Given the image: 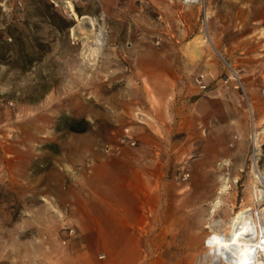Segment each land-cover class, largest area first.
I'll use <instances>...</instances> for the list:
<instances>
[{"label": "rangeland", "instance_id": "374dc122", "mask_svg": "<svg viewBox=\"0 0 264 264\" xmlns=\"http://www.w3.org/2000/svg\"><path fill=\"white\" fill-rule=\"evenodd\" d=\"M83 15L104 45L73 31ZM228 66L245 96L224 82ZM161 73L164 99L145 79ZM146 110L169 157L190 112L194 139L208 140L201 159L176 162L190 174L176 194L188 222L161 246L170 264H210L215 232L264 207V0H0L2 264H41L78 241L72 211L87 206L89 166L135 147Z\"/></svg>", "mask_w": 264, "mask_h": 264}, {"label": "crops", "instance_id": "0c3cea01", "mask_svg": "<svg viewBox=\"0 0 264 264\" xmlns=\"http://www.w3.org/2000/svg\"><path fill=\"white\" fill-rule=\"evenodd\" d=\"M145 79L163 86L160 98L168 95L164 73ZM188 116L177 126L185 142L171 157L168 148L158 149L157 125L146 110L132 129L135 147L121 146L116 153L94 159L88 168V186L79 191L86 195L87 206L72 211L71 225L78 241L56 249L41 264H170L161 240L169 243L168 235L173 239L176 228L186 226L183 211L189 207L176 202L185 184L178 180L181 174L177 176L175 165L187 155L201 159L208 141L199 135L196 142V133L191 131L197 121L191 112Z\"/></svg>", "mask_w": 264, "mask_h": 264}, {"label": "bare ground", "instance_id": "6f19581e", "mask_svg": "<svg viewBox=\"0 0 264 264\" xmlns=\"http://www.w3.org/2000/svg\"><path fill=\"white\" fill-rule=\"evenodd\" d=\"M67 9L72 11V6L68 4ZM77 30L93 34L97 39L94 41L96 45H104L105 37L102 33H93L94 21L90 17H77V25L73 31ZM226 225L215 232L210 264H264V207L257 213L248 207L239 209L229 222L228 228Z\"/></svg>", "mask_w": 264, "mask_h": 264}, {"label": "built area", "instance_id": "2783aa9c", "mask_svg": "<svg viewBox=\"0 0 264 264\" xmlns=\"http://www.w3.org/2000/svg\"><path fill=\"white\" fill-rule=\"evenodd\" d=\"M179 1L183 4L199 3L200 2V0H179ZM229 81L234 84L235 88H241L242 89V87L240 86V82H239L237 72L230 66H228V68H227V74H226L224 82L227 83ZM195 82L201 91L206 90V85L204 84L203 75H200L199 77H197L195 79ZM242 92H243V89H242ZM243 95L245 96L244 92H243ZM127 140H130V139L127 137ZM188 177H189V174L185 173L182 175L181 179L186 180ZM70 233H73V231L71 230Z\"/></svg>", "mask_w": 264, "mask_h": 264}]
</instances>
